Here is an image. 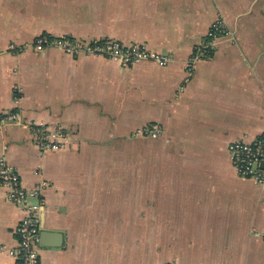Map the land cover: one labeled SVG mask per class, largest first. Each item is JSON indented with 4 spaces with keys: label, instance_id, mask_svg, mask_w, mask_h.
<instances>
[{
    "label": "crops",
    "instance_id": "obj_1",
    "mask_svg": "<svg viewBox=\"0 0 264 264\" xmlns=\"http://www.w3.org/2000/svg\"><path fill=\"white\" fill-rule=\"evenodd\" d=\"M218 19L231 34L189 77ZM42 35L143 44L173 61L11 49ZM14 110L69 140L41 151L29 125L0 130L23 185L48 183L40 264H264V187L228 149L264 133V0H0V115ZM150 125L162 133L138 134ZM24 217L0 182V264H21Z\"/></svg>",
    "mask_w": 264,
    "mask_h": 264
},
{
    "label": "built area",
    "instance_id": "obj_2",
    "mask_svg": "<svg viewBox=\"0 0 264 264\" xmlns=\"http://www.w3.org/2000/svg\"><path fill=\"white\" fill-rule=\"evenodd\" d=\"M230 34L222 19L212 24L206 38L195 46L192 55L185 63L189 77L192 76L196 64L201 60L210 59L219 44ZM21 47L37 52L55 48L71 56L84 55L110 59L123 67H129L142 61H150L164 67L173 61L169 55L152 51L146 45L122 44L112 38H95L85 41L67 36L42 35ZM18 125H29L35 143L41 151H59L66 149L69 144L65 131L50 130L42 123H27L18 110L0 115V130ZM161 133L162 129L158 125L144 127L138 132L147 137H157ZM228 149L231 162L238 175L264 187V133L253 140H236L229 145ZM0 182L7 190L8 199L19 205L25 213L18 230L20 242L15 254L21 264H40L38 245L41 233V214L46 206L44 192L48 183L42 181L32 188H26L18 171L9 163L5 155L0 156Z\"/></svg>",
    "mask_w": 264,
    "mask_h": 264
},
{
    "label": "rangeland",
    "instance_id": "obj_3",
    "mask_svg": "<svg viewBox=\"0 0 264 264\" xmlns=\"http://www.w3.org/2000/svg\"><path fill=\"white\" fill-rule=\"evenodd\" d=\"M211 29V28H210ZM210 31V30H209ZM27 44V43H26ZM23 45H25V44H23ZM23 45H16V44H13V45H11V49H13V50H23V49H30V48H22L21 46H23Z\"/></svg>",
    "mask_w": 264,
    "mask_h": 264
},
{
    "label": "water",
    "instance_id": "obj_4",
    "mask_svg": "<svg viewBox=\"0 0 264 264\" xmlns=\"http://www.w3.org/2000/svg\"><path fill=\"white\" fill-rule=\"evenodd\" d=\"M48 233H49L48 231H41L39 244H41L42 239L45 240V237H47Z\"/></svg>",
    "mask_w": 264,
    "mask_h": 264
}]
</instances>
